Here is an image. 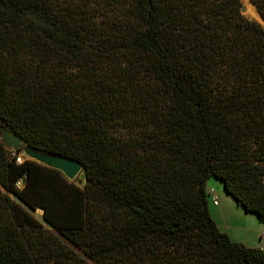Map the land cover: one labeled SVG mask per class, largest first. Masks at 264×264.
I'll return each mask as SVG.
<instances>
[{
	"label": "trees",
	"instance_id": "1",
	"mask_svg": "<svg viewBox=\"0 0 264 264\" xmlns=\"http://www.w3.org/2000/svg\"><path fill=\"white\" fill-rule=\"evenodd\" d=\"M242 7L0 0V128L86 167L0 138V264H89L63 238L97 264H264L208 204L214 177L264 222V25Z\"/></svg>",
	"mask_w": 264,
	"mask_h": 264
},
{
	"label": "crops",
	"instance_id": "2",
	"mask_svg": "<svg viewBox=\"0 0 264 264\" xmlns=\"http://www.w3.org/2000/svg\"><path fill=\"white\" fill-rule=\"evenodd\" d=\"M207 190L209 210L218 227L235 242L264 249V222L256 214L243 211L244 208L239 204L236 206V201L225 192L218 181L209 178ZM211 193L213 197L220 196L221 202L215 204L210 197Z\"/></svg>",
	"mask_w": 264,
	"mask_h": 264
},
{
	"label": "water",
	"instance_id": "3",
	"mask_svg": "<svg viewBox=\"0 0 264 264\" xmlns=\"http://www.w3.org/2000/svg\"><path fill=\"white\" fill-rule=\"evenodd\" d=\"M0 131L1 142L8 149L13 151H19L22 149L27 158L60 170L70 181H73L78 177L83 183H85L86 167L83 162L64 155L48 154L38 151L34 147L26 144L22 136L15 134L4 126L0 128Z\"/></svg>",
	"mask_w": 264,
	"mask_h": 264
},
{
	"label": "rangeland",
	"instance_id": "4",
	"mask_svg": "<svg viewBox=\"0 0 264 264\" xmlns=\"http://www.w3.org/2000/svg\"><path fill=\"white\" fill-rule=\"evenodd\" d=\"M241 2H242V5H243V7H242V10H243V14L245 15V16H247L249 19H251V20H255V21H257V22H259V23H261L262 25H264V19L262 18V15H261V13L259 12V10H258V8H257V6L251 1V0H241ZM252 9V10H251ZM26 158V157H25ZM22 160V159H21ZM78 177L75 179V182H78ZM211 179H213V180H215V181H218V183H221L219 180H217L216 178H214V177H211ZM18 186H19V188H23L24 187V183L21 181V182H19L18 183ZM221 187H223V184L221 183ZM11 196L14 198V199H16V197L14 196V195H12L11 194ZM211 199H212V201H214V200H216L217 201V203H220L221 202V198H220V196H215V197H213L212 196V193H211ZM210 200V199H209ZM235 205L237 206V202L235 203ZM30 211H31V213L38 219V220H40L42 223H44L45 225H47L46 224V222L44 221V219H43V215H44V210H42V209H40L39 207L36 209V211L35 210H31V209H29ZM243 211H245V210H243ZM63 240H64V243L68 246V247H71V248H73L80 256H82L84 259H86L87 261H88V263L89 264H97V263H95V262H93L92 260H90L89 258H87L84 254H83V252L80 250V249H78L77 247H74L68 240H66L65 238H63Z\"/></svg>",
	"mask_w": 264,
	"mask_h": 264
},
{
	"label": "built area",
	"instance_id": "5",
	"mask_svg": "<svg viewBox=\"0 0 264 264\" xmlns=\"http://www.w3.org/2000/svg\"><path fill=\"white\" fill-rule=\"evenodd\" d=\"M18 161H20V162H21V158H20V157L18 158ZM214 203H215V204H217V201H216V200H214Z\"/></svg>",
	"mask_w": 264,
	"mask_h": 264
},
{
	"label": "bare ground",
	"instance_id": "6",
	"mask_svg": "<svg viewBox=\"0 0 264 264\" xmlns=\"http://www.w3.org/2000/svg\"><path fill=\"white\" fill-rule=\"evenodd\" d=\"M252 10V9H251Z\"/></svg>",
	"mask_w": 264,
	"mask_h": 264
}]
</instances>
